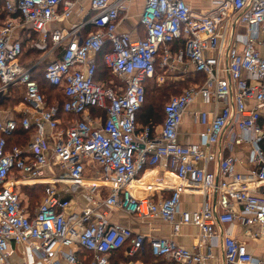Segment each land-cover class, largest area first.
<instances>
[{
	"label": "built area",
	"instance_id": "1",
	"mask_svg": "<svg viewBox=\"0 0 264 264\" xmlns=\"http://www.w3.org/2000/svg\"><path fill=\"white\" fill-rule=\"evenodd\" d=\"M1 1L7 19L0 25V264H146L114 256L125 249L124 256L132 258L147 245L166 264H208L212 246L220 244L225 264H264L247 246V240L264 242V55L259 47L264 46V0H218L206 13L193 11L185 0H145L140 13L145 36L139 38L118 32L135 0H89L93 15L72 29L52 24L68 19L76 0ZM87 25L91 31L83 34ZM26 28L38 34L39 47L50 44L42 58L61 50L45 67V79L62 89L63 105L47 104L34 77L37 62L21 64ZM181 40L184 46L174 53L172 44ZM108 43L104 62L119 82L107 87L96 77L98 54ZM159 57L162 67L187 60L194 75L203 73L205 80L170 98L162 125L139 132L146 82L154 77ZM14 87L23 91L22 103L2 110ZM198 97L214 105L213 116L199 113L208 125L201 143L182 144L180 124ZM61 110L75 117L66 120ZM19 127L31 132V139L9 146ZM243 143L252 149L250 167L240 172L243 162L225 152ZM211 162L218 164L216 173ZM156 165L180 184L169 196H136L137 176ZM35 184L45 188L31 209L24 205L22 187ZM79 188L87 189V202L74 216L69 195ZM186 191L201 195L199 209H181ZM112 211L160 218L173 236L195 226L194 246L112 223Z\"/></svg>",
	"mask_w": 264,
	"mask_h": 264
},
{
	"label": "crops",
	"instance_id": "2",
	"mask_svg": "<svg viewBox=\"0 0 264 264\" xmlns=\"http://www.w3.org/2000/svg\"><path fill=\"white\" fill-rule=\"evenodd\" d=\"M192 8L193 11L198 13H206L213 9L218 0H185ZM77 5L74 9L72 15L63 22H55L52 24V28L55 29H72L73 27L83 24L89 20L93 15L91 11L89 0H76ZM145 5V0H135L127 18L120 23L118 27V32H128L133 38H139L145 36L143 27L140 24V13L143 10ZM241 28V27H240ZM241 29H244L243 27ZM240 30V29H239ZM91 31V28L87 25L82 29L83 34H86ZM24 32V31H23ZM238 27H236V33H238ZM263 35H261L262 37ZM178 41L172 44V51L175 53L179 48L177 47ZM260 51L264 55V46H259ZM181 48V47H180ZM184 66H188L191 69V72L194 73L193 67L185 60L184 62H176L175 70H179L180 73ZM180 76V75H179ZM177 76V77H179ZM157 83H159L158 79ZM166 106V105H165ZM214 109L213 104H205L201 97H198L197 100L192 103L184 117L179 127V141L182 144H193L201 143L203 141V134L207 131L208 125H204L200 121L199 113L202 111H207L209 113V118H212V110ZM165 115V111H164ZM165 121V118L162 123L154 125H162ZM239 133V131L237 132ZM217 149V147H216ZM252 147L248 143H243L240 146H236L233 150H226V154L231 153L237 156L242 164L238 165V171H246L249 165V155ZM209 169L215 173L218 171L217 162H211ZM91 174V173H89ZM87 174V175H89ZM91 183L87 181V184ZM177 178L168 170L165 169L162 165H156L153 167H147L139 173L137 176V181L133 183V193L138 196L151 195L153 198L157 199L161 195L169 196L173 188L179 185ZM146 185H152L153 189L151 191L147 190ZM84 189V188H83ZM83 189L79 188L76 191V195H81V192H84ZM85 193V192H84ZM82 194L83 200L82 205L78 206V203H75L74 198L72 199V206L70 207L69 212L74 216L85 206V196ZM202 197L199 193L186 191L182 195L181 209L182 210H197L201 205ZM87 202V201H86ZM75 213V214H74ZM110 221L112 223H120L122 225L128 226L133 229L136 233H141L146 236L153 237H164L169 238L173 237L181 245L187 248H193L195 243V238L198 234V229L195 226L187 225L184 226L180 234L173 236L172 229L168 223H165L160 218H147V219H137L136 217L129 216L125 213L112 211L109 213ZM234 233L240 234V229L238 226L234 227ZM247 246L249 251L258 259H264V242L261 240H247ZM148 248V245L146 246ZM146 248L144 252L146 251ZM206 252H209V246H207ZM211 257L208 260V264H225V259L223 255L222 245L212 246ZM142 261V260H140ZM147 264H164V262L153 261Z\"/></svg>",
	"mask_w": 264,
	"mask_h": 264
},
{
	"label": "trees",
	"instance_id": "3",
	"mask_svg": "<svg viewBox=\"0 0 264 264\" xmlns=\"http://www.w3.org/2000/svg\"><path fill=\"white\" fill-rule=\"evenodd\" d=\"M7 19V12L5 9V4L3 1L0 0V25H2L3 23H5ZM22 38H23V56L21 59V64L23 66L26 67H30L34 64H31L30 61L27 60V54H31V53H38L41 56H43L44 51L46 50V48H48L50 46V44L46 47H39L38 42H39V38H38V34L33 32L30 28H26L24 30V32L22 33ZM27 46V48H26ZM184 46V41H178L177 47H183ZM109 51H111V44H107L102 51L98 54V73H97V77L96 80L104 83L105 86H111V82H116L118 83L119 80L117 79V77L115 75H113V73L111 72V70L109 68H107V66L105 65L104 62V56L106 53H108ZM61 54V50L57 51L56 54L54 56H51L50 59L51 61L53 59H56L60 56ZM39 70V67H35L34 70V77L35 79L38 81L40 89L42 91V93L45 95L46 98V91L47 90H53L54 92H57V94L54 95V101L53 102H49L46 98V102L48 105H53L55 103H58L60 105H63L64 101H65V95L63 93V91H59L60 89H58L57 87L51 85L46 79H45V71L42 75V85L38 79V75L37 72ZM158 71H160V67L158 65V62L156 63V73L154 75L153 78L148 79V81L146 82V100L145 103L142 107V109L139 111L138 113V124L140 122V124L142 125L141 129H138V131L140 132L142 130L143 127L151 125V124H160L163 122L165 115H164V111H165V106L163 104V99L164 96H166L168 90L170 89L171 85H164V89L158 88V87H154L153 89H149L148 84L153 80L154 82H156L157 84V73ZM198 76H200L202 78V80L199 82V84L203 83V81L205 80V75L203 73H198ZM196 83V81L191 82V84ZM45 87H47L48 89L46 90ZM17 87L11 88V89H16ZM62 90V89H61ZM58 91L60 93H58ZM159 93V94H158ZM154 94H158V95H154ZM10 98V97H9ZM9 98L4 102L6 103L7 101H9ZM95 114H100L103 115L105 114L104 111H96L94 110ZM61 117H63L66 120H71L73 117V115H69V114H65L62 110L60 113ZM260 124L264 129V115L262 116L261 120H260ZM31 132H25L21 127L18 128V130L14 133L13 136L8 138V144L9 146L15 145V144H19V145H23L25 143H27L30 139V134ZM25 135L26 136V142L23 141L21 142L20 137ZM29 139V140H27ZM262 149L264 150V139L262 140V142L260 143ZM44 188L45 185L44 184H35L33 187H29V186H23L22 190H26L29 192V195L34 198L31 199L29 202V207L32 209L34 208L38 202H40V200L43 197L44 194ZM38 191L40 194H38ZM38 194L40 200L36 201L35 199L38 198V196L36 195ZM124 250L122 249L120 251H117L114 258L117 261H128V260H142V262L144 263H149L151 262L149 259L152 258L154 259V261H156L157 259L152 255L151 250L148 248H146V251L143 253L138 254L135 257L132 258H126L124 256ZM158 261V260H157ZM161 262V261H159ZM166 264V263H164Z\"/></svg>",
	"mask_w": 264,
	"mask_h": 264
},
{
	"label": "rangeland",
	"instance_id": "4",
	"mask_svg": "<svg viewBox=\"0 0 264 264\" xmlns=\"http://www.w3.org/2000/svg\"><path fill=\"white\" fill-rule=\"evenodd\" d=\"M26 48H27V46H26ZM161 58L162 57H159V59H158V65L160 67V71H158L157 77H156V79H158L159 83L156 84V82H154L152 80L148 84V87H149V89L150 88L153 89L154 87H158V88L161 87V89H164V88H162V87H164V85H167V86L171 85L170 89L168 90L166 96H164V99H163V104L165 106L171 97L181 95L186 88H188L192 85L191 82L196 81V83H199L202 80V78L198 75H194V73H192L190 70L191 68L188 66H184L181 73L179 70L174 69L175 68L174 65L169 66V67H162V66H160V63L162 60ZM27 60L30 61L31 64H34L35 62L38 63V65L35 67H39L37 75H38V79L41 83L42 75L45 71V67L51 61L50 57L42 58V56L38 53H31V54H27ZM177 76H179V77H177ZM41 85H42V83H41ZM45 89L47 90L48 88L45 87ZM59 91H62V90L60 89ZM59 91H58V93H60ZM45 93H46V98L49 102H53L55 100L54 95L57 94V92H54L53 90H47ZM158 94H154V95H158ZM22 97H23V91L20 88L11 89L9 101L2 104L1 109L2 110H8L9 108H13L12 110H16L15 108L19 107V105L22 103ZM141 127H142V125L139 122V129H141ZM25 138H26L25 135L21 136L20 137L21 142H23V141L26 142ZM29 139H31V136ZM29 139H27V140H29ZM87 173L89 174L90 171ZM33 186L29 185V187H33ZM83 191L87 192V189H83ZM84 192H81V195H79V196H77L76 193L71 194V197L74 198V200H75L74 202L78 203L79 207H80V205H82L81 204L82 200H83L82 194ZM38 194H40L39 191H38ZM38 194H36V195L38 196ZM22 196H23L22 198H23V202H24L25 206H27L29 204L31 199H34L29 195V192L26 190L23 191ZM35 200L39 201L40 200L39 196ZM85 203H86V201H85ZM149 260L151 262L154 261V259H152V258H150Z\"/></svg>",
	"mask_w": 264,
	"mask_h": 264
},
{
	"label": "bare ground",
	"instance_id": "5",
	"mask_svg": "<svg viewBox=\"0 0 264 264\" xmlns=\"http://www.w3.org/2000/svg\"><path fill=\"white\" fill-rule=\"evenodd\" d=\"M90 182V181H89Z\"/></svg>",
	"mask_w": 264,
	"mask_h": 264
}]
</instances>
